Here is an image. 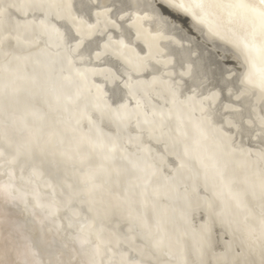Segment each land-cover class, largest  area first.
<instances>
[{"label": "bare ground", "instance_id": "bare-ground-1", "mask_svg": "<svg viewBox=\"0 0 264 264\" xmlns=\"http://www.w3.org/2000/svg\"><path fill=\"white\" fill-rule=\"evenodd\" d=\"M25 1L28 2L26 5L23 1L27 10L33 12V21L38 24L35 25L46 28L50 36L47 39L51 42V38H54L56 43L53 41V45L63 50L62 54H52L60 57L61 64L72 78L62 81L60 96L68 97L66 94H70L69 90L72 89V98L69 97L73 104L81 105L86 113L97 111L103 118L107 116L109 120L118 121L119 127L120 121L123 125L132 123L133 126L134 119L129 115L136 113L138 118L141 117L139 122L156 128L152 131L154 136L149 133L155 137L158 146L163 147V150H159L163 153L157 155L159 161L168 165L172 160L173 166L169 164L168 167L176 170V175L157 169L158 174L150 177L154 167L150 159L139 161L131 155L132 151L127 150L126 154L119 147L115 154L110 152L109 143L121 144L116 137L105 142L104 137L96 133L78 142L76 138L73 139L75 128L61 124L64 132L60 129L57 131L58 139L56 135L47 134L49 138L43 141L45 164L53 165L50 161L55 159L54 165H61L65 174L69 171L78 174L75 169L65 168L63 164L74 162L77 165L85 163L88 157H95L98 167L93 168L89 173L92 175L88 177H106L111 186L116 185L120 190L114 192L108 188L105 192L103 187L95 185L90 189L93 194L88 196L85 193V197L83 186L74 187L69 184L67 177L62 178L55 171L52 175L43 168L46 181H51L59 189L61 182H66L70 190H78L79 194L76 192L74 195L76 201L83 196L84 201L93 203L88 209L91 216L82 218L75 216V212L74 216L65 214L67 211L63 207L69 203L66 200L69 192L62 188L59 193L52 195L48 192L43 194L41 187L33 193L29 190L27 193L16 185H0V218L14 220L11 222L14 224L15 241L25 255L23 263L110 264L111 260L117 259L116 264H150L142 259H131V251L138 252L143 258H156L147 245L138 243V234L128 236L124 233L122 224H128L131 227L137 225L152 238V246L158 256L164 249H169L179 263L195 264L193 257H202L204 247L209 246L206 236L211 235L215 225L219 224L241 239L246 254L239 258L243 264H264V3L261 0H81V10L96 6L94 9L99 21L94 20L93 27L89 28V24H93L89 19L93 10L80 16L77 6H73L71 0V4L69 0ZM160 6L178 16L189 18L193 28L170 14H163ZM53 15L67 20L74 28L78 27L82 39L70 37L74 34L64 28L69 25L55 23ZM20 19H17V24L23 22ZM114 28H118L121 34H116ZM103 34L105 37L102 39ZM88 40H93L89 47ZM205 40L213 42L214 46H209ZM73 46L76 51L81 47L77 53L80 65L76 64L71 52ZM218 49L221 51L218 52ZM107 54L119 57L125 68L106 59ZM63 58L66 63H63ZM94 59L97 64L92 63ZM104 60H107L105 64H101ZM141 63L143 66L140 67ZM15 65L10 68L11 71L17 67ZM245 65L246 69L241 68ZM211 70L216 72H212L214 76ZM117 78H124L125 88L117 87L114 91ZM19 80L10 86L7 83L0 86V95L9 89L15 92V88L20 86L16 93L26 92L32 98H39L38 91H43L39 82L30 84L31 81L22 77ZM244 81L251 84L253 89L247 87ZM236 94L237 99H244L240 102L247 107H243V113L236 106L238 100L235 101L237 104H233V95ZM60 96L59 99L65 100ZM51 97L56 99L57 95L51 94ZM110 98H114V104L108 101ZM70 106L61 107L66 111ZM231 109L236 113L230 112ZM36 110L38 113L32 116L34 121L47 125L46 115L39 107ZM103 110L106 111L104 114ZM198 113L201 120L196 116ZM42 116L44 120H41ZM83 116L84 113L80 111L78 119L82 120ZM8 120H11L10 116ZM104 131L111 137L115 134L107 127H104ZM142 137L139 134L132 135L133 139L140 140ZM254 138L258 141H254ZM56 141L68 142L70 148L65 151L54 149ZM150 149V146L146 148L149 152ZM46 150L56 152L48 155ZM69 154L71 156L67 158ZM20 164L23 166V163ZM28 173H32L31 170ZM43 173H40L41 177ZM48 182L44 183L43 189L51 191L53 186ZM10 187H15L21 198L15 199L14 190ZM201 189L206 190L205 195L201 194ZM99 191L110 196L103 197ZM150 192L152 194L148 196L146 193ZM161 196L170 199L171 205L159 202L157 197ZM30 199L38 201L44 214L41 219L37 213L27 210L35 224L22 223L24 208H20L19 204L24 206V201ZM15 200L23 201L17 204ZM82 206L70 203L74 211ZM137 206L143 207L146 214L139 213ZM203 208L207 220L204 218L199 226L194 225L193 214ZM96 219H105L112 226L116 225L118 230L101 221L97 223ZM31 232L37 240H32ZM73 235H77L78 244L73 242ZM123 244L131 251H126ZM233 245L227 244L224 247L227 253L235 249ZM235 245L238 247L237 243ZM244 255L248 259H242ZM226 258V255L220 253L215 257L216 264H223ZM203 261L206 264L207 260ZM159 262L168 264L160 259Z\"/></svg>", "mask_w": 264, "mask_h": 264}, {"label": "rangeland", "instance_id": "rangeland-1", "mask_svg": "<svg viewBox=\"0 0 264 264\" xmlns=\"http://www.w3.org/2000/svg\"><path fill=\"white\" fill-rule=\"evenodd\" d=\"M23 1L26 3L25 0H22L21 1L22 3L19 0H0V58L2 59V57H4V55L6 56V55L13 54V58L15 59V63L10 64L11 67H13L17 62H19L18 60H20V62L17 63V65H15L17 67L14 70L24 69L22 67L23 65H28L29 64V66H32L33 65V61L37 62V64H38L37 66H32L35 69V71H36V74L34 76L33 75L32 76L31 75L30 76L27 75L26 71H22L21 72L22 74H20L19 71H17L18 72L17 74H20L19 77L27 79L28 82L31 81L30 84L33 83V82H37V84H38V82H39V84H41L42 87H43V91H41V92L38 91L39 92V94H38L39 98L42 99L45 103H47L48 105H50L52 107V111L55 112V116L56 117H58V115L62 116V114L65 111H63V108L61 106H65L66 108H68L70 106V104H68V102H67L68 97L64 98V96H60V94L62 93V91L60 90V86L63 85L62 81L54 78L50 71L54 69L52 66H54V67L58 66L61 69H64L65 67H64L63 64H61V61L59 59L60 57L59 56L58 57L54 56V54H52L53 52H50L51 51L50 49L47 51L46 49H48V48L45 49L43 44L42 45L40 44L38 46L34 45L35 41H37V39L39 37L41 38V37H44L43 35H45V37L47 39L50 36L48 35V33H47L48 31L46 30V28L44 29V28H42L40 26L39 27L36 26L38 24H36L35 21H33V18H32L33 17L32 16L33 12L30 11L29 9L27 10V6L26 5H28V2L25 5V3ZM2 6L4 7V10H3ZM6 9H8L9 12ZM10 9H11V12H10ZM13 10H14V12H12ZM16 10H17V12H15ZM8 13H9V15H8ZM17 13L20 15L19 17H18ZM10 14L11 15L14 14V15L11 16ZM15 14H17V15H15ZM14 16L17 17V19L18 18L20 19V17H21L20 20L24 22V23L22 22L23 25L20 22H18V24H17L16 22L19 21V20H17ZM2 17H4V19H2ZM6 17H7V19H6ZM24 18L25 19L27 18V19L25 20ZM4 20H5V22L6 21L7 22L5 23ZM31 20L34 23L30 22ZM8 21H10V22H8ZM14 21H15L16 24H14ZM24 24L27 25V26L25 27ZM77 29H78V27H75V31L76 32H77ZM33 30H34V32H33ZM30 31L32 32L31 35L28 34V32H30ZM33 33H36L38 35H36V36L32 35ZM70 37L75 39L73 36H70ZM53 39L54 38H51V42L48 39L50 44H52V45L54 43H56V40L55 39L53 40ZM73 39H72V41H73ZM53 41H54V43H52ZM32 46L33 47L35 46V47L31 49ZM24 49L26 50V54H23V53L20 52V51H22ZM44 50H46V51H44ZM191 54H192V52H191ZM55 57H57L58 59L55 58ZM64 62L65 61H64V58H63V63ZM105 62H106V60L103 61V63H101V64H105ZM2 64L3 63H1V65ZM55 65H57V66H55ZM14 70H12L10 72H3V71L0 72V86H2L5 83H7L8 86H10L11 83H14V82L18 81L17 79H19V78L15 74ZM64 70H66V68ZM210 72H211V75H213V76H214V73H216L213 70H211ZM212 72H214V73H212ZM46 75H49L50 77H47ZM223 78L226 79L225 76ZM123 80H124V78H117L116 79V81L118 83V86H116L114 88V91H115V89L117 87L124 85V81ZM19 82H20V80H19ZM122 82H123V84H122ZM224 82L228 83L226 81H224ZM230 84L232 85L233 83L230 82ZM66 87H68V86H66ZM20 88H21L20 86L17 89L15 88V90H16L15 92L13 90L9 89V91H7V93H4L3 95H0V113L4 112L5 115L7 114V116H10V118H11V120H8V121H11L9 123L7 120H4L2 117H0V136L2 137L1 144L3 143V145H5V148L0 146V185H2V187H3L6 184L7 185L9 184L8 182H10V181H9V179H7L6 170H4V169L5 168L6 169L7 168L10 169L8 166H11V167H14V169L12 168L13 170L12 169H10V170L13 172V174H15V178H14L15 181H13V183H11V185L12 186L16 185V187L19 186L21 188V191H26L27 193L30 191V192L33 193V192L37 191L36 189L39 188L40 186L44 187L45 186V184H44L45 182H48V181L45 180L44 173H43V168L47 164L44 161V157H43V154L45 155V146H44L45 142H43V141L47 140V137L49 138L48 135H51V134H53V136L56 135L55 138L58 139V136H57L56 133L59 130V128L57 129V127H56L55 128L56 131L54 133H52L50 131H48V133H46L45 132V130H46L45 128L49 124V121H48L49 119L47 118V116H45V118H46L45 122L47 123V125H45V126L43 124L40 125L39 122H35L34 121L33 114L38 113L37 112L38 110H36V109H34L32 107V102H29V100L27 98V97H30V96L26 92H21L20 94L16 93L18 90H20ZM1 89H0V92H1ZM49 90H50V92H49ZM58 91H60V92H58ZM112 91H113V89H112ZM112 91L110 93H112ZM69 92H70V94H66V96H70L71 97L73 95L72 94V89L69 90ZM51 94L57 95L56 99L51 97ZM59 96L64 98L65 100L62 101L61 99H59ZM108 96L112 97L110 95H108ZM235 96H237V94L233 95V97H234L233 98L234 99L233 104L234 103L237 104V102H238V104L236 106L240 107L241 110H242V112L241 111L240 112L243 113L244 112L243 110H245V108H247V107H246V105L243 102H240V100L241 99L244 100V99L243 98H238L237 99ZM39 98H37V99H39ZM118 98H120V97H118ZM113 100H114V98H112V99L110 98V100H108V101L112 102V104H114ZM236 100H238V101L235 102ZM71 104H72V107L70 106L71 108H69V110H66V111L72 112L74 114V117L76 116V118L78 119L79 112L80 111L82 112V110L84 108L81 105L73 104V102ZM36 107H38V106H35V108ZM243 107H245V108H243ZM76 108H78L79 110H77ZM235 108H237V107H235ZM240 108H237V110L240 109ZM11 111L14 112L12 115H10ZM40 111H42V109ZM105 112L106 111L103 110V114ZM230 112L236 113V111L233 110V109H231ZM38 115L39 114H37V116ZM129 116L131 117V119H134V122H136V123L133 122V124H134L133 126L131 125L132 123L130 125H127V123H124V125H123V123L121 121H120V123H118V124H120V129H121V132L123 134V137L124 138L127 137L128 139H133L132 135L139 134L140 136H144L138 141H139V144H141L145 149L146 148L148 149L149 146H150L151 147V149H150L151 151L150 152H155L157 155L158 154L160 155L161 153H163V151H159V150H163V147L161 145L158 146V143L156 142L155 137H153L154 134H153L152 131H155L156 128L145 124V122H142V121L139 122L141 117L139 116V118H138V115H136V113H135V115H129ZM108 117H111V115L110 116L108 115ZM58 119H59V117H58ZM104 119H106L108 121L113 120V119L109 120L110 118L107 119V116ZM41 120H44L43 116H42ZM111 122H116V121L113 120ZM134 126L137 129V131L136 130L135 131L132 130L134 128ZM71 128H73V126ZM107 129L109 131H111L112 133H114V131L111 130L110 128H107ZM42 131H44V132H42ZM74 131H76V129H74ZM143 132L144 133L145 132H148V133L151 132L153 134V136L151 137L150 133L149 134L145 133L146 134L145 135ZM75 136H76V132H74L73 139H75ZM147 137L148 138H153V139L150 140ZM146 138L148 139V141H147ZM137 139H139V138H137ZM152 142H154L157 146L155 144H153ZM109 144L112 145V143H109ZM153 146H155V148ZM10 150L13 153H11ZM127 150H129V149H127ZM55 152L56 151L54 150V153ZM46 153H48V155H49V154H52L53 151L49 152V150H46ZM87 153L89 154L88 151H87ZM70 156H71V154H69L67 158H70ZM134 159H136V158H134ZM52 162H53V165H54L55 159L50 161V163H52ZM20 163H23V166H21ZM73 164H76V163L69 162V163H65L63 165L66 168V167H70ZM169 164L171 166H173L174 163H173L172 160H170L168 162V165ZM30 170H31L32 173H34L37 176L38 180L33 179L32 177L29 178V175H28L29 173L28 172ZM80 170L81 169H79L78 171H80ZM40 173H43L42 177L40 176ZM82 173H83V171L81 170L80 173L74 175L75 177L79 176L78 179L79 180L81 179L82 182L84 180H86V181L89 180L88 179V175H92V174H86L84 176L80 175ZM83 177H84V179H83ZM26 180L27 181L30 180L31 182H34V185L36 187L31 188V186H28V184H26L27 183ZM24 181H26V182H24ZM48 184L49 185L52 184V186H53V187L51 186L53 188V189H51V191L47 189V192L50 191L52 193V195L55 194L56 192L59 193V191L61 190V188L59 189V187H56L55 184L52 183L51 181H49ZM67 184H66V182H63V185H67ZM69 184L72 185V183H69ZM68 185H67V187H68ZM56 188H58V189H56ZM72 188H73V186H72ZM90 189H91V187L90 188H84L83 189L84 190V192H83L84 195H85V193L89 194L88 196L92 195L93 193L92 194L90 193L91 192ZM76 192H78V190H76L74 188L69 191V195H67V197H66V200L69 203H67L68 205L64 204L65 206L63 207L64 211L65 212L67 211L65 214L74 216L73 213L75 212V214H76L75 216H79V217H82V218H87V215L91 216L92 213H90V210H88V209H90V207L93 206V203H91V201H87V202L84 201L85 198L83 196H82L81 200L79 199V200L76 201V199H74L75 198L74 195L76 194ZM100 193H101V195L103 197H104V195L106 197H108V195L110 196V194L107 195V194H104L102 192H100ZM100 193H97V194H100ZM78 194H79V192H78ZM13 196H16L15 192H14ZM30 196L32 197V195H30ZM59 197L61 198L60 195H59ZM85 197H86V195H85ZM64 198H65V196H64ZM22 201L15 200V202H17V204H18V202H22ZM24 202L26 203V204L24 203L25 207L20 205L21 203L19 204L20 208H24L23 212L21 214V215H23L22 219H24L22 221V223H29L30 222L31 224H35L34 221L32 220V218L28 215V212H27L28 209H30L33 212V214L37 213V215L41 219L44 218V214L42 212V209L40 208L41 209L40 211L37 210V206L40 207L38 205L39 204L38 201L35 202V201H33V199H30V201H27V202L24 201ZM72 202L78 204V206H80V204H83V206L81 207V209H80V207H78V208H76V211H74L73 209L70 208V203H72ZM61 203H63V202H61ZM96 203H98V202H96ZM30 204H32V205H30ZM62 206H63V204H62ZM106 206H108V205H106ZM95 210H97V209H95ZM206 214L207 213H206V210L204 208L202 210L197 211L195 214H193V216H195L194 219H193V216H192V220L194 222V225L199 226L200 223L202 221H204L203 220L204 218L207 220V218H206L207 215ZM26 219H28V220H26ZM11 221H14V220H9V219L7 220V218H0V264H24L23 262H24V259H25V255H23L21 249L16 244L15 231H14V228H13L14 224H12ZM22 223L20 225H22ZM71 223H73V222H71ZM38 229H39V227H38ZM208 235L209 236H206V238H207V244H209V246L207 245L206 247H204L205 251L203 250L204 251V253L202 254L203 258L201 257L200 259H195L194 260L195 264H199V263L203 264L204 263L203 260H207L206 264H210V261H211V264H216L217 261H216L215 257L220 255V253H222V255L223 254L226 255V257H227L223 264H241L242 263V261L239 260V258L243 254H245V251H243L244 250L243 247H242L243 245L240 243L241 239L238 238L237 235L235 236V233L234 234L232 232L229 233L228 230H226L222 225L216 224L212 234L211 235L208 234ZM31 236H32V240L33 241L37 240V239H35V235L33 233H32ZM37 236H36V238H37ZM221 236H223V237H221ZM225 240H227V242ZM218 241H219V243H218ZM233 243H234V245H233ZM236 243L238 244V247H237V245H235ZM227 244L228 245L232 244L234 246V248H235L230 253L228 252L229 254L227 253V249L224 248V247H227ZM38 245L39 244H37V246ZM221 245H222V247H221ZM239 245H240L241 248H239ZM222 251H224V252H222ZM244 258L246 259L247 257L246 256L242 257V259H244ZM255 264H257V263H255Z\"/></svg>", "mask_w": 264, "mask_h": 264}, {"label": "water", "instance_id": "water-1", "mask_svg": "<svg viewBox=\"0 0 264 264\" xmlns=\"http://www.w3.org/2000/svg\"><path fill=\"white\" fill-rule=\"evenodd\" d=\"M65 3V2H64ZM64 3H62V4H64ZM67 3H68V1H67ZM71 3H72V5L74 6H77V9H78V13H79V15L81 16V14H82V16H85L86 15V11L87 12H89V10L90 9H92L93 10V12H91V14L89 15V19H90V21L93 23L94 22V20H96L97 19V21H99L98 20V16H97V14H96V11H95V9H94V7H96L95 5H93V6H89V9L88 8H85L84 10H81L80 8H79V6H80V4H81V0H71ZM70 3V0H69V4H71ZM160 9L162 10V12H163V14H170V15H172L173 17H175L177 20H180L181 22H184V23H186L189 27L191 26V23H190V19L189 18H186V17H181L180 15L178 16V15H176V14H174V13H172L171 11H169V10H167L166 8H163L162 6H160ZM16 12V11H15ZM85 14V15H84ZM88 14V13H87ZM88 16V15H87ZM52 20L55 22V23H58V24H60V25H69V26H66V27H64L68 32H70V33H73L74 35V38H76V39H82L81 37H80V35H79V33H78V31L77 32H75V28L69 23V22H67V20H65V19H63V18H58L57 16H55V15H53L52 16ZM120 22V24L121 25H125L124 24V22H122V21H119ZM67 23V24H66ZM79 24H81V23H79ZM100 24V23H99ZM93 25H94V23L93 24H89V28H92L93 27ZM192 28H193V26H191ZM78 30V29H77ZM113 31L116 33V34H121V31L118 29V28H114L113 29ZM134 35H135V33H134ZM105 37V34H103L102 35V39ZM201 38V37H200ZM94 40V39H93ZM93 40H88L87 41V46L89 47L90 46V44L93 42ZM40 42V44L42 45L43 44V46L45 47V49L46 48H48V49H50L51 50V52H53V53H55L56 55H59V54H62V52H63V50L61 49V47L60 46H54V45H52V44H50V43H48L49 41H48V39H46V37L44 36V37H41L39 40H37V41H35V46H38V45H40V44H37V43H39ZM205 42L209 45V46H214V43L213 42H209V41H206L205 40ZM138 43L140 44V41H138ZM37 44V45H36ZM34 46V47H35ZM111 46H115V45H111ZM33 46L31 47V49L32 48H34ZM87 47V48H88ZM73 48L74 49H71V52H72V54L74 55V57H75V59H76V64H78V65H80L81 64V61L79 60V59H77V53L81 50V47L76 51L75 50V46H73ZM92 48V47H91ZM124 48V47H123ZM122 48V49H123ZM145 50V49H144ZM44 51H46V50H44ZM43 51V52H44ZM218 52H220L221 50L220 49H218L217 50ZM21 53H23V54H26V50L24 49V50H22V51H20ZM42 53V52H41ZM45 53V52H44ZM123 53V52H122ZM156 54V53H155ZM105 58L106 59H109V60H111V61H113V62H115V63H117V64H119V65H122L123 66V68H125V65H124V63L121 61V59L119 58V57H117V56H114V55H111V54H107V55H105ZM33 61V60H32ZM105 61V60H104ZM107 61V60H106ZM103 62V61H102ZM101 62V63H102ZM133 62V61H132ZM1 63H3L2 65H1ZM13 63H15V59L13 58V54H10V55H4V57H2V59L0 58V72L1 71H3V72H10L11 71V66H10V64H13ZM92 63H95V64H97V62H96V59H94L93 61H92ZM147 63L145 62V65H146ZM149 64V63H148ZM38 64H37V62H35V61H33V65L32 66H37ZM128 65V64H127ZM138 64H136V65H134V66H137ZM150 65V64H149ZM32 66H29V65H23L22 67L24 68V69H18V70H14L15 71V74L17 75V77L18 78H20L19 77V75L20 74H22L21 72L22 71H26V73H27V75H35L36 74V71H35V69L32 67ZM55 66H57V65H55ZM141 66H143V64L141 63L140 64V67ZM54 69L53 70H51L50 72H51V74H52V76L54 77V78H56V79H58V80H60V81H65V80H68V79H71L72 78V76L70 75V73L68 72V71H66V70H64V69H61V68H59V67H54V66H52ZM241 68H243V69H246V65H245V67L243 66V67H241ZM17 71H19V73L20 74H17L18 72ZM141 74V73H140ZM139 74V75H140ZM147 74V73H146ZM108 75H110V73H108ZM142 75H145L144 73H142ZM17 80H19V79H17ZM247 81H244L243 83L247 86V87H249V88H252L253 89V87H252V85L251 84H248V83H246ZM66 84H67V82H66ZM70 85H72V84H70ZM110 86V85H109ZM116 86H118L117 85V83H116ZM242 86V85H241ZM121 89H123V88H125V85H123V86H119ZM126 92H128V91H126ZM245 92H246V90H245ZM249 94H252V93H250V92H248ZM255 93V92H254ZM249 94H246L245 96H247V97H249L250 95ZM128 97H130V96H128ZM28 98V100H29V102H32V107L34 108V109H36L35 108V106H38L40 109H42V111H43V113L47 116V118L49 119L48 121H49V124H48V126L45 128L46 130H45V132L46 133H48V131H50V132H55L56 131V127H57V129L59 128L61 131H63L64 132V130H63V126H61V124L62 125H65V126H73L75 129H76V136H75V138L77 139L76 141H83L84 139H87L88 138V136H90V135H94V134H98V135H102L103 137H104V139H105V142L106 141H108V140H110V141H112V139L113 138H117V141H119V143H121V144H119L118 145V142H116V144L115 145H111L110 144V146H109V150H110V152H114V154L116 153V151H118V147L119 148H122V149H124V151H125V153L127 154V149H129L130 151H132V154L131 155H133L136 159H138L139 161H143L144 159H146V158H148V159H150L151 160V162L153 163V165H154V167L152 168V171L150 172V177H155L158 173H157V169L158 170H160L161 171V169H163L164 171H167L168 173H171L173 176H175L176 175V170H173V169H169V167L167 166V165H163L162 163H160V161H159V157L157 156V154L155 153V152H149L148 150H146L141 144H139V142H138V139H128L127 137H123V134H122V132H121V129H120V127L117 125V123H115V122H111V121H108V120H106V119H104L103 117H102V115L99 113V112H97V111H91L90 113H89V111H88V113H86V110H82V112L84 113V116H83V118H81L82 120H78L77 118H76V116L74 117V114L72 113V112H68V111H65L63 114H62V116H58L59 117V119H58V117H56L55 116V112L54 111H52V107L50 106V105H48L47 103H45L42 99H35V98H32V97H27ZM132 99V98H131ZM67 102H68V104H70V105H72L71 103H72V100H71V98L68 96V99H67ZM132 102L134 103L135 101L132 99ZM77 110H79L78 108H76ZM68 112V113H67ZM14 112L13 111H11V115L13 114ZM252 114H254V113H252ZM197 118L198 119H200V114L198 113L197 115ZM0 117H2L4 120H7V118H8V116H7V114L5 115V113L4 112H2V113H0ZM65 119V120H64ZM61 120H63V122L61 121ZM201 120V119H200ZM9 123L11 122V121H8ZM60 124V125H59ZM104 127H107V128H110L111 130H113L114 131V136H110L109 134H106L107 132H105L104 131ZM133 131H137V129L134 127L133 129H132ZM139 130V129H138ZM67 136L69 137V135L67 134ZM1 137V136H0ZM258 138V137H257ZM2 137L0 138V146H2V147H4L5 148V145H3V143L1 144V142H2ZM121 139V140H120ZM254 141H258L256 138H254L253 139ZM114 141V140H113ZM147 141H148V139H147ZM150 141V140H149ZM153 144H155L154 142H152ZM156 145V144H155ZM54 149H57V150H62V151H65L66 149H69L70 148V144L68 143V142H63V141H56L55 143H54ZM89 147V146H88ZM87 149H89V148H87ZM78 152H80L79 151V149H78ZM129 155V154H128ZM254 155V154H253ZM89 156H91V155H89ZM91 158V157H90ZM89 157L86 159V161H85V163H81V164H73L71 167H68V168H70V169H75L76 170V172H78V173H80L79 171H77V169L75 168V167H78L79 169H81L82 171H83V173L82 174H80V175H86V174H89V173H91V171L93 170V168L94 169H96L95 167H98V161H96V158L95 157H93L92 159H94V160H92V159H90ZM107 164H109L108 162H106ZM110 163H112V161L110 162ZM100 165V164H99ZM110 165V164H109ZM83 168H82V167ZM110 166H112V165H110ZM155 167H156V169H155ZM158 167V168H157ZM160 167V168H159ZM44 168H45V170H46V172L47 173H49V170H50V174H52V175H54V171H55V173L56 174H58L60 177H62V178H64V177H67V180L70 182V183H72L73 184V186L74 187H79V185H81V186H83L84 188L85 187H87V188H90L91 186H94V185H97V186H99V188L100 187H103L104 189V191H106L108 188H110L112 191H114V192H118L119 190H120V188H118L116 185H114V186H111L110 185V183H109V181H108V179L106 178V177H103V179H102V176H101V178L100 177H95V176H92V178H90V177H88V179L89 180H84L83 182L81 181V179L79 180L78 179V177L79 176H77V177H75L74 175V173H72L71 171H69V173H67V174H65L64 173V171L65 170H62L61 168V165H51L50 166V164H48V165H46V166H44ZM262 169H263V167H262ZM61 170H62V173H60L61 172ZM103 170V169H102ZM67 171V172H68ZM103 172H104V170H103ZM29 175V178H33V179H37L36 177H35V174L34 173H29L28 174ZM66 175V176H65ZM6 176L8 177V179H9V181H10V183L9 184H11V183H13V181H15L14 180V178H15V174H13V172L10 170V169H8V170H6ZM55 177V176H54ZM28 180V179H27ZM26 180V181H27ZM26 181H24V182H26ZM30 181V180H29ZM29 181H27V183L26 184H28V186H31V188H34V187H36L35 185H34V182H29ZM23 182V183H24ZM81 182V183H80ZM41 188H40V190H41V192L43 193V194H45L46 192H47V190L46 189H43V187L42 186H40ZM95 187V186H94ZM61 188H62V190L63 191H65V192H69L70 190H69V188L66 186V185H63V183L61 182ZM10 189L11 190H14L13 192H15V195L16 196H14L15 197V199H18L19 197L21 198V195L18 193V190L14 187H10ZM124 190V189H123ZM125 191V190H124ZM201 191V194H203V195H205L206 194V190L205 189H201L200 190ZM48 193H51V192H48ZM52 194V193H51ZM148 196H150L152 193L150 192V193H146ZM36 197H38V195H37V193H36V195H35ZM153 197H154V195H152ZM126 198V197H125ZM158 198V200H159V202H162V203H164L165 205H171V202L172 201H170V199H168V198H166L165 196H161V197H157ZM102 205V207H103V204H101ZM137 209H138V212L139 213H142V214H146V212L147 211H145L144 210V208L143 207H141V206H137L136 207ZM37 210L38 211H40L41 209H40V207H38L37 206ZM87 211V210H86ZM144 214V215H145ZM148 216H150V213L148 212ZM97 220V223H99L98 221H101L102 223H105L108 227H114V229L115 230H118V228L116 227V225H114V226H112V224H110V222L109 221H107V220H105V219H96ZM79 223H80V221H79ZM123 225V227L125 228V230H124V233L126 234V235H128V236H130V235H132V233H134V234H138L139 235V237L137 238V241H138V243H141V244H144V245H147V248L149 249V251L151 252V253H153V255L155 256V260L154 259H150V258H143V257H141L140 256V254L138 253V252H134V251H131V250H129L130 248L127 246V245H125V244H123L122 245V247L123 248H125L126 249V251H131V259H133L134 261L136 260V259H142V261H148L150 264H160V262H159V259L160 260H162L164 263H168V264H178L179 262H178V259H177V257H176V255L174 254V253H172L171 251H169V249H164L163 251H162V253L161 254H159V256H158V253L156 252V250H154V247L152 246V242H151V240H152V238L151 237H148L147 235H146V233L144 232L143 233V231L140 229V227H138L137 225H132V227L130 226V225H128V224H122ZM129 226L132 228V229H130L129 228ZM123 228V229H124ZM73 232H75L74 234H76V231H73ZM78 235V234H77ZM77 235H73V237H72V240H73V242H75V243H79V240H78V237H77ZM114 247V246H113ZM108 253H110L111 254V250H109L108 251ZM192 256H194V255H192ZM193 259H196V257H193ZM156 260H158V262L156 261ZM117 263V259L115 260H111L110 261V264H116ZM118 264H120V263H118ZM179 264H184L183 262H180Z\"/></svg>", "mask_w": 264, "mask_h": 264}, {"label": "snow or ice", "instance_id": "snow-or-ice-1", "mask_svg": "<svg viewBox=\"0 0 264 264\" xmlns=\"http://www.w3.org/2000/svg\"><path fill=\"white\" fill-rule=\"evenodd\" d=\"M262 3H264V0H261Z\"/></svg>", "mask_w": 264, "mask_h": 264}]
</instances>
